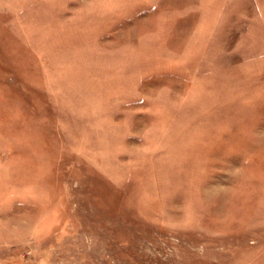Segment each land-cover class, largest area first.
<instances>
[{
	"label": "rangeland",
	"instance_id": "rangeland-1",
	"mask_svg": "<svg viewBox=\"0 0 264 264\" xmlns=\"http://www.w3.org/2000/svg\"><path fill=\"white\" fill-rule=\"evenodd\" d=\"M0 264H264V0H0Z\"/></svg>",
	"mask_w": 264,
	"mask_h": 264
}]
</instances>
